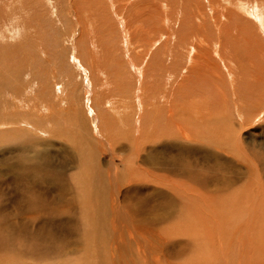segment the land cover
<instances>
[{
  "label": "rangeland",
  "instance_id": "obj_1",
  "mask_svg": "<svg viewBox=\"0 0 264 264\" xmlns=\"http://www.w3.org/2000/svg\"><path fill=\"white\" fill-rule=\"evenodd\" d=\"M173 142L240 178L207 200L201 179L149 162ZM263 155L264 0H0V216L15 225L0 264H136L149 241L145 264H264L237 228L264 195Z\"/></svg>",
  "mask_w": 264,
  "mask_h": 264
},
{
  "label": "bare ground",
  "instance_id": "obj_2",
  "mask_svg": "<svg viewBox=\"0 0 264 264\" xmlns=\"http://www.w3.org/2000/svg\"><path fill=\"white\" fill-rule=\"evenodd\" d=\"M152 5V4H151ZM129 6V5H128ZM131 7V6H130ZM149 12H150V10H149ZM154 13H156V12H154ZM254 13V12H253ZM229 14V13H228ZM231 14V13H230ZM227 17H228V15L227 14H225ZM261 15V14H260ZM259 15V16H260ZM157 16V15H156ZM230 16V15H229ZM231 16H232V14H231ZM127 17V16H126ZM215 17V16H214ZM128 18V17H127ZM226 18V17H225ZM184 20H186L185 18H184ZM215 20H216V18H215ZM261 20V19H260ZM127 23V22H126ZM133 23V22H132ZM132 23H129V24H131L132 25ZM229 23V22H228ZM128 24V25H129ZM196 25V24H195ZM156 26V25H155ZM158 26V25H157ZM224 26V25H223ZM163 27V26H162ZM127 28V27H126ZM154 29H156V28H154ZM136 31H139V32H141V33H143L144 34V29H138V28H136ZM165 31L163 30V33H164ZM168 32V31H167ZM177 34H178V32H176ZM196 33V32H195ZM166 34V37H167V39H166V41H165V43L166 42H170V36L168 35V33H165ZM149 35V34H148ZM189 35H192V34H189ZM147 36V35H146ZM187 36V35H186ZM145 37V36H144ZM144 37H142V40L143 39H145ZM147 38V37H146ZM152 39V38H151ZM180 40V39H179ZM149 41V40H148ZM184 42V41H183ZM171 43V42H170ZM144 44H146V45H144V49L142 50V52H141V54H143L144 52H145V54L147 55L148 53H146V52H148L147 51V44H149L148 46L150 47V41L147 43L146 41H145V43ZM167 44V43H166ZM141 46H143V45H141ZM140 47V46H139ZM164 47V46H163ZM193 50V49H192ZM171 51V50H170ZM140 55V54H139ZM189 67V66H188ZM146 69V68H145ZM145 71V70H144ZM151 111H153V110H150V112ZM2 112V111H1ZM171 113H172V111H171ZM156 114V113H155ZM171 115V114H170ZM9 117V116H8ZM174 119V118H173ZM176 120V119H175ZM35 126V125H34ZM174 127V126H173ZM183 128V127H182ZM182 128H180L178 125H175V132L177 133V135H179V134H181V136L182 135H185V137L184 138H186L187 137V135H190L189 134V132L186 130H184V129H182ZM180 136V135H179ZM167 138V137H166ZM174 139V138H173ZM189 139V138H188ZM174 143V142H173ZM174 145H175V149L177 150V153H174V154H171L170 156H168V158H169V161L167 162V163H165V164H163V162L162 161H158L156 158H153L154 160H155V162H153V159H149V162L151 163V164H153V165H155V164H158V165H160V166H162V167H167V169H170V170H175V171H181V172H183V173H185V174H187L188 176H190L194 181L195 180H200V185H201V187L202 186H204V187H206V189H205V192H206V194H204L205 196H203L204 198L205 197H207V200H208V198L209 199H211V200H214V198H218V197H220V195H221V193L222 192H225L224 190L225 189H227V188H229V187H231L232 186V184L234 183V182H237L238 180V178H240V176H238V173L236 172V170L235 171H227L226 173H224V172H222V171H219V170H213V169H211L209 166H207V165H202V166H197L196 167V163L194 164V161L192 162L191 160H189V157L185 154V151H188V150H186V148H184L183 146H182V144H178V143H174ZM182 146V150L180 151L179 150V148ZM190 156H192L191 155V153L189 154ZM184 156H185V158H184ZM264 156V155H263ZM152 157V156H151ZM206 157V156H205ZM207 161V160H206ZM30 168H26L25 169V173L29 170ZM23 171V170H22ZM245 175V174H244ZM184 176V175H183ZM261 175H259V177H260ZM61 178V177H60ZM249 178H250V176H249ZM251 179V178H250ZM260 180V179H259ZM257 181V180H256ZM210 182H214V183H210ZM259 184H261V182L259 183V181H257V186L259 185ZM37 185V184H36ZM103 187V186H102ZM114 187V186H113ZM203 187V188H204ZM37 189V188H36ZM179 189V188H178ZM181 190V189H180ZM215 191H217V192H215ZM182 192V191H181ZM204 192V191H203ZM258 192V191H257ZM33 193H37V194H41V193H43L44 194V192H40V190H33ZM160 193H162L161 191H160ZM183 193H184V191H183ZM61 194V193H60ZM113 194V193H112ZM214 194H216V196H214ZM254 194V193H253ZM94 195L97 197V199H100L101 201H104V198H106V196H104V194H102V191H101V189H100V187H97L96 189H95V191H94ZM35 196H36V194H35ZM41 196V195H40ZM264 196V195H263ZM263 196H261V194L260 193H257L255 196H254V200H253V202H252V204H251V206L249 207V211H247V213H246V215H247V217L249 218L244 224H245V226L244 225H242V224H240L239 226H237V228H238V230H240V229H242L243 230V232L242 233H244V234H246L249 238H247V243L248 244H251V245H254V247H255V250H257V251H259L263 256L259 259V260H261L262 258H264V238H262L261 239V241L259 240V238H260V235H259V233H255V231H252L256 226H258V224H259V221H260V223L261 224H263V222H264V220H263V218H259V221H257L256 222V216H257V213H260V212H264V209H262V207H264V201H262L263 200V198H262V200H261V197H263ZM33 197V196H32ZM45 197H47V196H45ZM109 197V196H108ZM188 197L189 196H187L186 198L188 199ZM199 197H201V196H198V198ZM40 198V197H39ZM38 198V199H39ZM42 198V197H41ZM58 198H59V196H58ZM186 198H185V200H186ZM190 198V197H189ZM202 198V197H201ZM203 198V199H204ZM32 199V198H31ZM38 199H36L37 201H38ZM44 201H45V198H42ZM182 199V198H181ZM42 200V201H43ZM167 200V199H166ZM190 200V199H189ZM106 201H107V198H106ZM116 201V200H115ZM180 201V200H179ZM191 201V200H190ZM210 201V200H209ZM246 201V200H245ZM261 201H262V203H261ZM28 205H27V207H26V210L25 211H27V212H30V211H32L33 209H35L34 208V203L33 202H31L29 199H27L26 201H25ZM161 202V201H160ZM40 203H42L41 201H40ZM48 203V202H47ZM110 203H111V205H110V209L112 210L113 208L114 209H116L115 211L116 212H118V205H116V207L117 208H115L114 207V197H113V195L111 196V198H110ZM182 204L184 203V202H181ZM208 203H210V202H208ZM211 204V203H210ZM213 204V203H212ZM134 205L135 206H142V204L141 203H134ZM185 205V204H184ZM188 205V204H187ZM192 206H193V202H192V204H191ZM48 206V205H47ZM154 206V205H153ZM190 206V205H189ZM195 206V205H194ZM233 206H235L236 207V205H233ZM18 207V206H17ZM23 207V206H22ZM176 207H178V206H176ZM211 207V206H210ZM251 207H252V210L250 211V209H251ZM105 208H106V204H104L103 205V202H101V206H100V210H99V212H102V211H104L105 210ZM195 208H196V206H195ZM158 209V208H157ZM178 209V208H177ZM69 210V209H68ZM67 210V211H68ZM102 210V211H101ZM22 211H23V209H22ZM21 211V212H22ZM123 211V210H122ZM148 211H152V209L151 208H149L148 209ZM188 211H190V210H188ZM17 212H19V211H17ZM193 212L195 213L196 211L193 209ZM213 212V211H212ZM250 212V213H249ZM20 213V212H19ZM146 212L145 211H140L139 209H137L136 211H135V213H134V215H132L131 217H136L138 214H141L143 217L145 216L144 214H145ZM179 213V212H178ZM216 213V212H215ZM22 214H23V212H22ZM24 214H25V212H24ZM115 214H117V213H115ZM167 215V214H166ZM1 217V220H0V226H1V228H0V236H6L7 235V232L8 231H10L11 229L14 231V229H13V226H15V225H10V224H7L6 222H4V218H3V216H0ZM39 217V216H38ZM42 217V216H41ZM214 217H216V216H214ZM34 218V217H33ZM200 218V217H199ZM213 218V217H212ZM217 218V217H216ZM147 219V218H146ZM153 220H152V223H150V224H152V225H154V227H153V229L151 228V230L149 229V231H148V233H150L153 237H159V236H161V238H159L158 240H159V244L157 245V247L161 250V251H164V249L166 250L167 249V247L168 246H166L167 244L169 245V240L168 239H166V237L168 236L167 235V233H165L164 234V232H162V231H160L159 229H157L158 230V232L156 231V228H157V226L161 223V222H165V221H167V218L165 217V215H164V213L163 212H160V214L159 215H154L153 216V218H152ZM183 219V218H182ZM223 219V218H222ZM221 219V220H222ZM7 220V219H6ZM218 220V223H219V221H220V219L218 218L217 219ZM246 220V219H245ZM8 221V220H7ZM34 221V220H33ZM224 221V220H223ZM42 222V221H41ZM48 222V221H47ZM53 222V221H52ZM130 222H131V219L130 218H127V226L129 227V224H130ZM221 222V221H220ZM15 223H16V221H15ZM19 223V222H18ZM50 223V222H49ZM48 223V224H49ZM217 223V224H218ZM41 224V223H40ZM44 224V223H43ZM42 224V225H43ZM47 224V225H48ZM57 224V223H56ZM63 224V223H62ZM149 224V225H150ZM169 225H170V223H168ZM216 224V225H217ZM69 225V224H68ZM3 226H5V227H3ZM44 226V225H43ZM209 226V225H208ZM48 227V226H47ZM215 227V226H214ZM242 227V228H241ZM63 228V227H62ZM165 228V227H164ZM175 228V227H174ZM221 228V227H220ZM222 229V228H221ZM262 229H263V227H262ZM15 230H16V228H15ZM115 231H116V229H115ZM114 231V232H115ZM117 231H118V229H117ZM177 231V230H176ZM252 231V232H251ZM45 232V231H44ZM52 232V231H51ZM212 232V231H211ZM239 232V231H238ZM12 233H14V232H12ZM9 234V233H8ZM115 234H116V232H115ZM206 234H208L207 232H206ZM232 234H233V232H232ZM26 235V234H25ZM53 235V234H52ZM163 235H165V237H163ZM177 235H179L178 234V232H177ZM183 235H185V234H183ZM214 235H216V234H214ZM234 235V234H233ZM237 235V234H236ZM43 236H44V233H43ZM241 236V235H240ZM41 237H42V235H41ZM40 237V238H41ZM139 237H141V236H139ZM170 237V236H169ZM196 237H197V235H196ZM209 237H210V240H209ZM209 237L207 238V240H206V243L207 244H209V243H211L212 244V242H213V239H214V237L212 236V234H210L209 235ZM39 238V239H40ZM142 238V237H141ZM179 238V237H178ZM177 238V239H178ZM182 238V237H181ZM187 238V237H186ZM192 238H193V235H192ZM244 238V237H243ZM242 238V239H243ZM46 239V238H45ZM48 239V238H47ZM114 239V238H113ZM241 239V240H242ZM245 240V239H244ZM238 241V240H237ZM209 242V243H208ZM243 242V241H242ZM147 243V242H146ZM146 243H145V247H142V246H140V245H136V247H135V252H137L136 253V257H137V259H139L138 261H137V263L136 264H138V262L139 263H142L141 261L143 260V262L145 261H149V259H150V257H151V255H150V257H149V255L147 254V250L149 251V246H151V244H150V241H149V243H148V245H146ZM183 243H187L188 245H193L194 243H195V245H197V244H200L199 242H198V239H191V240H187V239H184L183 240ZM205 243V244H206ZM239 243V242H238ZM244 243V242H243ZM246 243V244H247ZM110 244V243H109ZM186 245V244H185ZM219 245V244H218ZM114 246V245H113ZM112 246V247H113ZM183 246V245H182ZM181 246V247H182ZM201 246V245H200ZM227 246V245H226ZM0 247H1V249L2 248H5V246H3V245H1V243H0ZM185 247V246H184ZM234 248H236V247H234ZM159 250V251H160ZM113 251V250H112ZM189 251V250H188ZM226 251V250H225ZM240 252H242L243 250H239ZM194 253V252H193ZM228 253V252H227ZM173 254V253H172ZM181 254V253H180ZM239 254V253H238ZM141 256V257H140ZM111 257H112V255H111ZM114 257V256H113ZM181 257V256H180ZM239 257V256H238ZM241 257H243V255L241 256ZM244 257H247V259H248V257L250 258V259H254V258H252L251 257V254L248 256V254H244ZM153 258V257H152ZM240 258V257H239ZM257 258V257H256ZM113 259V261H114V258H112ZM151 260H153V259H151ZM258 260V261H259ZM189 261V263H191V264H197V262H195L194 263V261L192 260V259H189L188 260ZM257 261V262H258ZM146 262V263H147ZM153 263H157V262H154V260H153ZM152 263V264H153ZM244 263V262H243ZM105 264V263H104ZM134 264V263H133ZM142 264H145V263H142ZM161 264V263H160ZM239 264H240V262H239ZM242 264V263H241Z\"/></svg>",
  "mask_w": 264,
  "mask_h": 264
}]
</instances>
